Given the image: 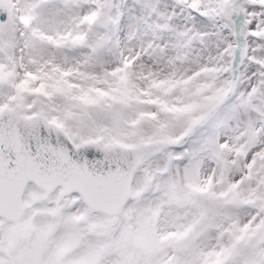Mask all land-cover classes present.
<instances>
[{
  "label": "snow or ice",
  "instance_id": "1",
  "mask_svg": "<svg viewBox=\"0 0 264 264\" xmlns=\"http://www.w3.org/2000/svg\"><path fill=\"white\" fill-rule=\"evenodd\" d=\"M0 264H264V0H0Z\"/></svg>",
  "mask_w": 264,
  "mask_h": 264
}]
</instances>
